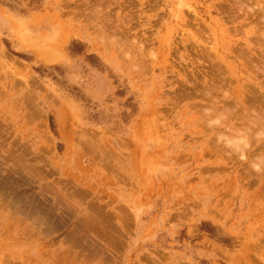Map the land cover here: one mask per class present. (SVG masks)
<instances>
[{"label": "rangeland", "instance_id": "1", "mask_svg": "<svg viewBox=\"0 0 264 264\" xmlns=\"http://www.w3.org/2000/svg\"><path fill=\"white\" fill-rule=\"evenodd\" d=\"M263 115L264 0H0V264H264Z\"/></svg>", "mask_w": 264, "mask_h": 264}, {"label": "bare ground", "instance_id": "2", "mask_svg": "<svg viewBox=\"0 0 264 264\" xmlns=\"http://www.w3.org/2000/svg\"><path fill=\"white\" fill-rule=\"evenodd\" d=\"M212 86V85H211ZM212 88V87H211ZM207 95H208V93H207ZM256 112V111H255ZM261 113V112H260ZM261 116V115H260ZM264 116V115H263ZM253 121V120H252Z\"/></svg>", "mask_w": 264, "mask_h": 264}]
</instances>
